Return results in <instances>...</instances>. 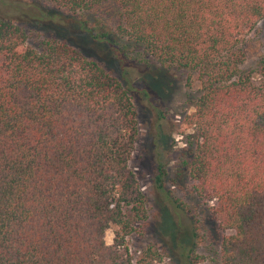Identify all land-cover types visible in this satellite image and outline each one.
Segmentation results:
<instances>
[{"label":"trees","instance_id":"16d2710c","mask_svg":"<svg viewBox=\"0 0 264 264\" xmlns=\"http://www.w3.org/2000/svg\"><path fill=\"white\" fill-rule=\"evenodd\" d=\"M263 18L264 0H0V264H133L127 236L146 217L128 167L135 87L70 29L118 62L154 61L199 85L186 145L168 148L175 176L213 202L226 231L220 264H264V56L241 67V44ZM155 169L179 206L161 159ZM155 254L149 244L138 264Z\"/></svg>","mask_w":264,"mask_h":264},{"label":"rangeland","instance_id":"374dc122","mask_svg":"<svg viewBox=\"0 0 264 264\" xmlns=\"http://www.w3.org/2000/svg\"><path fill=\"white\" fill-rule=\"evenodd\" d=\"M65 35L85 53L106 61L108 69H113L116 75L135 87L133 99L139 131L128 167L146 197V217L137 222L127 236L132 263L138 264L141 251L152 244L156 256L151 264H220V243L226 231L213 217V202L196 195L187 175L175 176V151L186 145L184 139L192 132L191 127L184 128L183 118L194 110L192 99L199 93V85L187 86L185 71L162 67L154 61L147 64L132 58L118 62L107 47L89 41L77 29H70ZM28 43L36 45L32 37L28 38ZM241 47L244 69L264 56V18L245 36ZM172 143L175 151L170 156L168 148ZM158 159L168 169L165 188L180 200L179 206L154 183ZM174 177L178 181L172 185L170 179ZM193 228L195 240L191 235ZM114 230L113 224L105 229L107 244L113 242Z\"/></svg>","mask_w":264,"mask_h":264}]
</instances>
